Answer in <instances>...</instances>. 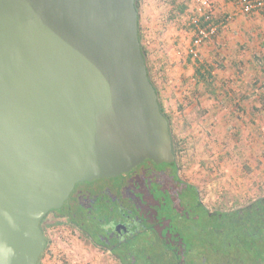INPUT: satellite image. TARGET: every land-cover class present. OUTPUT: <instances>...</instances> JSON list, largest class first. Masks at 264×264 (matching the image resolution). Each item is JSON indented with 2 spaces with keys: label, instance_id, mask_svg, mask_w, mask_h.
<instances>
[{
  "label": "water",
  "instance_id": "obj_1",
  "mask_svg": "<svg viewBox=\"0 0 264 264\" xmlns=\"http://www.w3.org/2000/svg\"><path fill=\"white\" fill-rule=\"evenodd\" d=\"M136 0H0V264H37L40 221L80 181L175 160Z\"/></svg>",
  "mask_w": 264,
  "mask_h": 264
},
{
  "label": "rangeland",
  "instance_id": "obj_2",
  "mask_svg": "<svg viewBox=\"0 0 264 264\" xmlns=\"http://www.w3.org/2000/svg\"><path fill=\"white\" fill-rule=\"evenodd\" d=\"M171 1L138 0L141 43L177 140L184 141V176L209 206L225 209L264 192V115L258 99L264 92V14L238 10L227 18L239 0H209L214 19H227L194 58L190 44L185 49L158 45L174 22L190 26L191 17L203 12L198 0ZM182 2L187 5L179 12L176 3ZM199 64L212 68L211 89L194 79ZM47 231L51 243L41 264H91L90 250L75 233L57 223Z\"/></svg>",
  "mask_w": 264,
  "mask_h": 264
},
{
  "label": "trees",
  "instance_id": "obj_3",
  "mask_svg": "<svg viewBox=\"0 0 264 264\" xmlns=\"http://www.w3.org/2000/svg\"><path fill=\"white\" fill-rule=\"evenodd\" d=\"M171 2L174 3L175 0ZM186 5L185 2L176 3V9L179 12L183 11ZM136 8L139 11L138 0H136ZM138 29L139 39L142 41L140 24H138ZM141 50L147 63L150 80L158 93L161 111L169 122L172 150L177 159L176 166L172 163L165 164V166H173V170L183 171L184 167L180 156L184 151V141L177 140L172 115L164 107L156 78L151 73L147 53L142 43ZM194 77H196L194 78L196 83H200L204 88L211 89L214 85L215 79L212 76L211 66L206 67L204 64H199L195 67ZM211 94L214 95L215 92L212 91ZM258 99L261 101L260 112L264 115V92L260 93ZM123 177L126 176L121 175L77 184L69 199L55 211L58 214L56 223L75 233L76 237L83 229H86L84 231L86 235L95 236L96 221L92 220L97 217H107L108 205L104 203V199L107 197L103 198V191L94 190L91 186L109 185L110 182L122 184ZM137 184L140 185V183ZM83 187L91 193L87 199L77 197L78 189ZM183 190L188 194V198L184 199L185 195L180 193L178 207L174 208L178 211L175 216L170 210L169 202L163 200L162 204L158 206V212L160 211L158 218L164 222L163 229L159 233L161 237L157 235L156 238L159 254L154 255L156 247L152 246L149 236L147 237L148 234L143 235L145 237L144 248L132 247L131 249L133 264H264V192L246 201L236 200L233 205L225 209L221 207L211 209L200 203L198 196L199 190L202 194L200 188L197 190L190 184H185ZM145 218L147 220V217ZM177 218L179 223L175 221ZM44 221L45 218L40 222V227L46 244L37 264H41L51 243V234L46 231ZM83 223L85 227H83ZM90 241L94 243V239ZM102 242L105 243L103 240ZM149 246L153 250L150 251ZM129 248L131 247L129 246Z\"/></svg>",
  "mask_w": 264,
  "mask_h": 264
},
{
  "label": "flooded vegetation",
  "instance_id": "obj_4",
  "mask_svg": "<svg viewBox=\"0 0 264 264\" xmlns=\"http://www.w3.org/2000/svg\"><path fill=\"white\" fill-rule=\"evenodd\" d=\"M176 162V157L174 161L161 163L145 159L130 170L119 175L80 181L75 184L64 203L69 199L79 183L121 175L126 176L123 177L122 184L110 182L109 185L91 186L94 190L103 191V198L107 197L104 199V203L108 205L107 217H97L95 220H92L96 221L95 236L86 235L84 233L86 229L81 230L77 235L82 244L81 247L90 250L91 264H133L131 249L132 247L144 248L145 237L143 235L147 234L152 246L156 247L154 255L159 254L156 238L157 235L161 237L159 233L163 229L164 222L161 218H158V214L160 213V211L158 212V206L162 204L163 200L167 203L169 202L170 210H172V214L175 216L178 211L174 208L175 206L178 207L180 193L182 192L185 195L184 199L188 198V194L183 190V185L190 184L193 188L199 189L195 183L184 176L182 170H173V166H165V164L171 163L172 165H177ZM182 182L183 184L181 185ZM137 183H140V185ZM77 194L79 199H87L91 193L83 187L80 190L78 189ZM198 196L201 204L207 208H213L203 199L200 190L198 191ZM61 207L48 211L42 218H45L46 231L48 230V226L56 224L58 214L55 211ZM145 217H147V220ZM177 220L178 218L175 221L179 223ZM83 227H85L84 223ZM91 239H94V243L90 241ZM149 249L150 251L153 250L150 246ZM88 262L89 260L86 261V263Z\"/></svg>",
  "mask_w": 264,
  "mask_h": 264
},
{
  "label": "built area",
  "instance_id": "obj_5",
  "mask_svg": "<svg viewBox=\"0 0 264 264\" xmlns=\"http://www.w3.org/2000/svg\"><path fill=\"white\" fill-rule=\"evenodd\" d=\"M204 7L203 12L197 17H191L190 26L193 29V37L188 47L190 56L196 58L198 48L212 38L218 32L220 23L211 14L209 0H198ZM239 9L243 13L259 12L264 14V0H239Z\"/></svg>",
  "mask_w": 264,
  "mask_h": 264
},
{
  "label": "crops",
  "instance_id": "obj_6",
  "mask_svg": "<svg viewBox=\"0 0 264 264\" xmlns=\"http://www.w3.org/2000/svg\"><path fill=\"white\" fill-rule=\"evenodd\" d=\"M228 8L230 6H227ZM234 9V8H233ZM239 6L238 3L236 4V8L233 12L225 13L227 18H232L233 15L239 13ZM226 18V19H227ZM226 19L221 20L219 23L226 22ZM173 23V22H172ZM164 25V23H163ZM189 25V24H188ZM187 24L177 23L175 22L172 24V29L170 34H164L158 39V45L160 48H171V49H185L189 46L191 42V38L193 36V29L192 26H188ZM171 27V26H170ZM168 27V28H170Z\"/></svg>",
  "mask_w": 264,
  "mask_h": 264
}]
</instances>
